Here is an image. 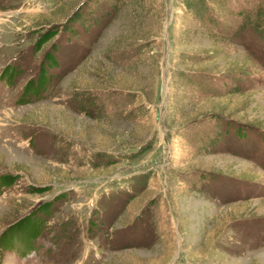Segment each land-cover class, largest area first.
Returning <instances> with one entry per match:
<instances>
[{"label": "rangeland", "instance_id": "rangeland-1", "mask_svg": "<svg viewBox=\"0 0 264 264\" xmlns=\"http://www.w3.org/2000/svg\"><path fill=\"white\" fill-rule=\"evenodd\" d=\"M204 1L0 0V264H264V0Z\"/></svg>", "mask_w": 264, "mask_h": 264}, {"label": "trees", "instance_id": "trees-1", "mask_svg": "<svg viewBox=\"0 0 264 264\" xmlns=\"http://www.w3.org/2000/svg\"><path fill=\"white\" fill-rule=\"evenodd\" d=\"M112 1L115 2L116 0H112ZM121 1H123V0H120V2ZM192 1L193 0H186L185 4L187 5V7L191 11L195 12L194 13L195 15L202 17L203 12H204L203 8L205 7L204 6L205 1L204 0H197L196 2L198 4V6L196 5V7L193 5L194 3ZM144 2H145V0H131V3H134L135 5H138V6H143ZM118 3L119 2L117 0V2L115 4H113V6L117 9L120 8ZM77 21L82 23V24H85V25L88 24V20H85V18L81 15L77 17ZM244 22H245V25H247L251 28L258 29L261 33L264 34V5L258 6L254 10L248 11L246 13ZM182 75H184L185 77L188 76L187 74H185L183 72H182ZM42 84H43V82H42ZM6 177H7L6 180L10 181L15 177V175L14 174H11V175L8 174ZM36 190L41 192V191H44L45 188H36ZM39 206H41V208L44 210H48L49 204H48V202H45V203H40ZM8 228H9V226L6 229H8Z\"/></svg>", "mask_w": 264, "mask_h": 264}]
</instances>
